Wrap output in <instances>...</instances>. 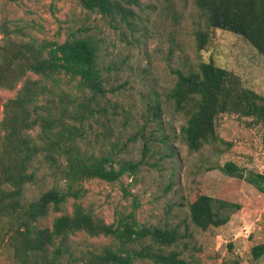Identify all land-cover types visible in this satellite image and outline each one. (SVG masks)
I'll return each instance as SVG.
<instances>
[{
  "label": "trees",
  "instance_id": "obj_1",
  "mask_svg": "<svg viewBox=\"0 0 264 264\" xmlns=\"http://www.w3.org/2000/svg\"><path fill=\"white\" fill-rule=\"evenodd\" d=\"M72 1L110 18L134 15L120 0ZM194 5L204 19L194 34L197 51L217 29L242 37L264 58V0H194ZM1 33L0 90L14 94L2 104L0 119V257L7 251L9 264H188L177 248L186 246L187 233L178 226L140 223L136 198L129 212L117 213L110 223L82 202L85 182L133 179L147 152L144 146L138 161L122 156L136 134L122 141L121 130L113 129L117 104L107 96L111 90L95 42L39 40L6 26ZM173 73L165 98L184 117L180 137L188 152L219 142L216 124L223 115L264 129V95L243 86L235 74L213 62ZM148 112L158 122L160 102L155 100ZM91 133L101 139L98 152L87 145ZM213 169L264 194V173L232 162L204 171ZM238 209L197 185L189 188L187 220L196 229L221 227ZM51 214L50 225H43ZM249 259L264 264V242L250 248ZM223 264L243 263L228 254Z\"/></svg>",
  "mask_w": 264,
  "mask_h": 264
},
{
  "label": "rangeland",
  "instance_id": "obj_2",
  "mask_svg": "<svg viewBox=\"0 0 264 264\" xmlns=\"http://www.w3.org/2000/svg\"><path fill=\"white\" fill-rule=\"evenodd\" d=\"M120 1L133 16H102L85 11L72 0H0V43L1 28L6 26L39 40L62 42L68 37H84L97 45L103 76L108 80L106 88L111 90L107 96L117 104L113 129L121 130L122 141L136 134L122 156L138 161L144 146L147 152L133 179L123 177L113 184L85 182L84 205L110 223L117 213L129 212L136 198L140 223L178 226L181 233H187L183 239L186 246L179 243L177 248L188 264H223L228 254L252 264L250 248L264 242V194L217 169L204 170L232 162L245 171L264 173V129L223 115L216 124L219 142L190 153L180 137L184 117L172 111L165 95L173 86L174 70L195 67L199 62H213L238 76L243 86L264 95V58L242 37L217 29L210 30L205 48L197 51L194 34L204 27V19L194 0ZM13 94L0 90V119L2 104ZM155 100L161 105L158 122L151 120L148 112ZM87 145L98 152L101 139L91 133ZM193 185L205 195L237 204L239 209L221 227L194 228L187 220ZM53 216L43 225L49 226ZM9 262L4 251L0 264Z\"/></svg>",
  "mask_w": 264,
  "mask_h": 264
}]
</instances>
